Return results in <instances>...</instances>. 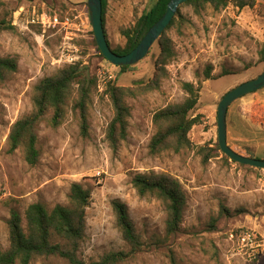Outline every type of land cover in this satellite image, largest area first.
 Segmentation results:
<instances>
[{
  "label": "rangeland",
  "instance_id": "374dc122",
  "mask_svg": "<svg viewBox=\"0 0 264 264\" xmlns=\"http://www.w3.org/2000/svg\"><path fill=\"white\" fill-rule=\"evenodd\" d=\"M72 1L0 0V21L13 27L0 32V58L14 59L17 64V72L0 86V251L8 248L11 209L23 216L34 203L47 210L67 206L70 186L78 183L91 193L78 254L85 263L110 252L129 251L115 226L110 204L119 200L126 205L145 243L142 250L121 264H169L170 255L177 264H250L245 258L226 261L225 238L237 227L251 228L261 236L263 248L256 264H264V169L240 165L221 152L202 162L217 144L216 112L222 97L264 71L259 55L264 44V1L253 0L243 9L233 0L219 10L209 4L197 10L181 5L174 24L166 31L175 58L165 66L167 76L159 89L147 93H139L138 87L153 79L157 44L127 71L112 67L96 51L87 0ZM155 1L106 0L105 30L111 49L125 46L121 32L132 29ZM21 9L24 13L19 17ZM31 12L56 15L61 22L68 19L69 27L44 33L32 27L29 33L23 30L20 18L24 20ZM63 47H69L67 54L81 57V67L97 79L89 106V137L80 136L78 119L71 110L75 93L58 128H51L45 121L39 124V160L30 167L22 149L8 151V135L17 120L32 112L33 90L38 82L67 66L58 59ZM209 67L214 80L205 79ZM106 70L113 80L98 85L99 76ZM223 72L229 75L220 77ZM108 83L137 90L136 96L126 99L130 109L128 136L115 152L105 140L112 118L105 95ZM182 83L201 87L198 103L189 113L191 118L199 117L189 132L191 146L178 154L152 156L148 145L156 132L153 115L185 100ZM226 130L227 144L234 152L264 160V87L229 106ZM137 174H168L183 189L186 207L180 229L168 239L165 208L153 197L136 194L131 180ZM32 264L68 263L40 258Z\"/></svg>",
  "mask_w": 264,
  "mask_h": 264
},
{
  "label": "trees",
  "instance_id": "16d2710c",
  "mask_svg": "<svg viewBox=\"0 0 264 264\" xmlns=\"http://www.w3.org/2000/svg\"><path fill=\"white\" fill-rule=\"evenodd\" d=\"M169 1L156 0L148 10L141 14L132 29L121 32L126 40L125 46L122 49L111 50L119 56L131 52L147 31L164 15ZM228 1L188 0L183 6H193L197 10L209 4L213 9L219 10L224 8ZM233 1L239 9L248 7L253 2V0ZM101 3L102 22L107 40L105 30L106 0H101ZM176 15H179V11L176 12ZM176 15L155 42L159 54L155 61L154 76L147 84L138 87L139 93L158 90L160 82L167 76L165 66L173 61L175 53L170 38L166 36V31L174 24ZM6 30H13V27L0 21V32ZM91 34L93 36V33ZM94 44L96 51L101 55L95 40ZM259 55L260 60L264 61V44ZM130 68L131 66L119 67L122 72ZM210 69L209 67L205 74L206 80H214ZM16 72L17 64L14 59L0 58V86ZM226 75L229 73L223 72L220 77ZM96 85L97 79L90 76L86 69L81 67V62L66 66L51 77L43 78L33 90L32 112L17 120L10 128L7 139L8 151L12 153L22 149L27 165L36 166L39 160L37 149L39 124L45 121L51 128H58L63 122L68 103L75 93L77 96L72 101L71 110L78 119L80 136L88 138L90 131L89 106L92 90ZM181 87L187 95L185 100L180 104L168 105L153 115L152 124L156 132L148 145L149 153L152 156L162 152L178 154L191 146L189 132L194 125L198 124L199 117L191 118L189 113L198 103L201 87H195L192 83H182ZM136 92L135 89L118 87L112 83H108L105 90V95L112 107V118L106 127L105 140L114 152L128 136L130 109L126 104V99L136 96ZM202 151H206V147L202 148ZM209 152L203 157V164L221 152L218 142L215 149H210ZM131 184L140 198L153 197L164 206L166 212L165 238L168 239L177 233L186 207V196L180 183L168 174H137L132 178ZM90 197L91 193L88 189L81 184L73 183L70 186L67 206L56 205L51 210H47L42 204L34 203L26 208L23 216L17 210L11 209L7 220L8 248L0 251V264H32L33 261L40 258H57L68 264H121L130 255L142 250L145 243L135 230L126 205L119 200H112L110 204L115 226L129 251L110 252L90 263L79 259L80 246L85 236L86 208L89 205ZM23 221L25 222L24 226ZM257 260L250 264H256ZM169 264H177L173 255L169 256Z\"/></svg>",
  "mask_w": 264,
  "mask_h": 264
},
{
  "label": "water",
  "instance_id": "95a60500",
  "mask_svg": "<svg viewBox=\"0 0 264 264\" xmlns=\"http://www.w3.org/2000/svg\"><path fill=\"white\" fill-rule=\"evenodd\" d=\"M188 0H170L164 15L147 31L139 44L128 54L119 56L115 54L105 37L102 22L101 0H87L89 24L93 37L101 56L114 67L133 66L140 62L149 53V50L158 40L162 32L170 24L179 7ZM264 87V71L257 78L245 82L226 93L220 100L216 112L217 142L221 153L230 161L243 166L264 169V160L243 157L234 152L227 144L226 115L229 106L243 96L254 93Z\"/></svg>",
  "mask_w": 264,
  "mask_h": 264
},
{
  "label": "built area",
  "instance_id": "2783aa9c",
  "mask_svg": "<svg viewBox=\"0 0 264 264\" xmlns=\"http://www.w3.org/2000/svg\"><path fill=\"white\" fill-rule=\"evenodd\" d=\"M24 11L21 9L18 14L19 17L23 15ZM21 25L24 31L32 33L30 28L36 27L43 33L50 29H57L69 27V20L65 19L61 22L56 15H47L42 13H32L26 17H21ZM18 19L17 21H20ZM19 26V25H15ZM34 35V34H33ZM44 34H40L43 37ZM69 48V47H68ZM68 48H62L59 61L64 62L67 66L75 65L82 62V58L76 55L67 54ZM112 66V65H111ZM114 67V66H112ZM116 68V67H115ZM113 80V75L109 70L101 73L98 80V85H104L106 82ZM99 87V86H98ZM226 245V261L234 260L236 258H245L247 262L251 263L260 257L263 241L259 234L253 229L247 227H237L231 230L225 238Z\"/></svg>",
  "mask_w": 264,
  "mask_h": 264
},
{
  "label": "crops",
  "instance_id": "0c3cea01",
  "mask_svg": "<svg viewBox=\"0 0 264 264\" xmlns=\"http://www.w3.org/2000/svg\"><path fill=\"white\" fill-rule=\"evenodd\" d=\"M71 3H73L74 1H72V0H69Z\"/></svg>",
  "mask_w": 264,
  "mask_h": 264
}]
</instances>
